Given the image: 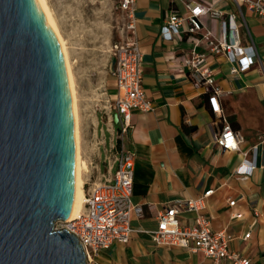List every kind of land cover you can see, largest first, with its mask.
Returning <instances> with one entry per match:
<instances>
[{
  "label": "crops",
  "instance_id": "0c3cea01",
  "mask_svg": "<svg viewBox=\"0 0 264 264\" xmlns=\"http://www.w3.org/2000/svg\"><path fill=\"white\" fill-rule=\"evenodd\" d=\"M196 1L226 13H237L230 0ZM133 9V39L143 54V88L154 110L132 115V128L122 145L136 158L133 203L142 208V215L133 217L135 231L129 242L102 251L95 263L212 264L202 253L157 246L150 232L157 227L162 210L198 200L213 190L200 213L209 217L214 232L234 237L230 244L232 252L252 264H264V21L243 8V43L253 41L259 55L249 71L230 76L232 65L226 59L215 56L209 60L215 85L222 91L218 101L223 117L243 139L238 151H225L214 140L222 128V119L212 112V89L196 86L184 67L191 44L162 35V26L172 11L187 16L183 3L136 0ZM204 24L221 36L218 21L205 17ZM206 48L203 43L200 50ZM108 90L110 99H115L116 85L112 79ZM116 116L113 113L114 123ZM105 128L106 124L98 144L108 148ZM102 166L98 167L99 178H111L114 173H108L105 160ZM242 167H253L248 178L240 173ZM230 202L235 205L231 207ZM197 215L193 211L182 212L179 221L193 225ZM249 232L250 238L244 240Z\"/></svg>",
  "mask_w": 264,
  "mask_h": 264
},
{
  "label": "water",
  "instance_id": "95a60500",
  "mask_svg": "<svg viewBox=\"0 0 264 264\" xmlns=\"http://www.w3.org/2000/svg\"><path fill=\"white\" fill-rule=\"evenodd\" d=\"M74 165L56 40L35 0H0V264H88L56 227L73 206Z\"/></svg>",
  "mask_w": 264,
  "mask_h": 264
},
{
  "label": "built area",
  "instance_id": "2783aa9c",
  "mask_svg": "<svg viewBox=\"0 0 264 264\" xmlns=\"http://www.w3.org/2000/svg\"><path fill=\"white\" fill-rule=\"evenodd\" d=\"M180 1L187 16L172 11L162 26V35L168 40H186L191 44L184 57V67L196 86L212 89L209 103L212 112L222 119L221 130L214 135L215 144L225 151H238L243 139L223 117L218 101L222 91L215 85L209 60L215 56L226 59L232 65L230 76L240 75L252 68L259 55L253 41L246 45L243 43L241 30L246 27L243 8L264 21V0H230L237 7V13H226L196 0ZM135 2L121 1V10L127 13L129 19L127 31L130 38L112 49V78L116 92L115 99L109 100L110 106L106 112L107 116L111 115L109 124H106V131L111 135V145L105 151V164L108 173L114 174L111 178L102 176L98 183L90 185L81 219L65 223L68 226L66 230L78 239L87 263L89 259L90 264H96L95 259L99 254L114 244H127L135 231L132 226L133 217L142 215V208L133 203L136 158L122 145L125 135L132 128V115L154 110L143 88V54L133 39L136 31ZM205 17L219 22L220 37L205 27ZM203 43L207 45L205 51L200 50ZM113 113L118 117V131L113 126ZM252 169L242 167L240 173L245 176L243 178H248ZM212 194L213 190H210L198 200L162 210L157 217V227L150 232L152 241L161 247H179L193 253H202L212 264H252L249 259L230 250L233 236L226 232H214L209 217L200 213L205 208L206 199ZM234 205L235 202H230L231 207ZM191 211L198 214L194 224H181L180 213ZM250 236L251 232L243 239L248 240Z\"/></svg>",
  "mask_w": 264,
  "mask_h": 264
},
{
  "label": "rangeland",
  "instance_id": "374dc122",
  "mask_svg": "<svg viewBox=\"0 0 264 264\" xmlns=\"http://www.w3.org/2000/svg\"><path fill=\"white\" fill-rule=\"evenodd\" d=\"M47 1L68 48L76 80L83 157L89 164V173L85 174L87 193L90 185L99 182L98 167H103L105 160L107 148L98 142L102 140L101 129L111 120L106 112L110 106L108 82L113 80L112 49L130 38L129 19L121 10L122 0ZM114 128L118 131V124L114 123ZM105 138L110 146L111 135L106 128ZM63 226L56 224L58 230Z\"/></svg>",
  "mask_w": 264,
  "mask_h": 264
},
{
  "label": "bare ground",
  "instance_id": "6f19581e",
  "mask_svg": "<svg viewBox=\"0 0 264 264\" xmlns=\"http://www.w3.org/2000/svg\"><path fill=\"white\" fill-rule=\"evenodd\" d=\"M36 4L41 12V15L50 30L52 36L56 40L58 48L61 53L62 62L64 66L67 85L69 88L72 122L74 128V150H75V165H74V201L70 214L65 222L62 223L63 229H68L65 223L75 222L81 219L84 212V205L86 201V179L85 174L89 173V164L83 157L82 147V134H81V117L79 112L78 93L76 80L72 68V62L65 40L58 28L57 22L53 16V13L48 5L47 0H35ZM58 224V223H57ZM88 264L90 260L88 259Z\"/></svg>",
  "mask_w": 264,
  "mask_h": 264
}]
</instances>
